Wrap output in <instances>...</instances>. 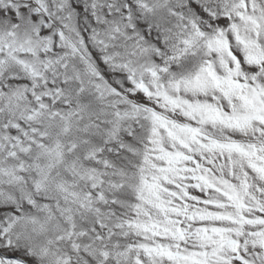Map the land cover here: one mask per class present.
<instances>
[{
	"label": "snow or ice",
	"instance_id": "snow-or-ice-1",
	"mask_svg": "<svg viewBox=\"0 0 264 264\" xmlns=\"http://www.w3.org/2000/svg\"><path fill=\"white\" fill-rule=\"evenodd\" d=\"M0 264H264V0H0Z\"/></svg>",
	"mask_w": 264,
	"mask_h": 264
}]
</instances>
